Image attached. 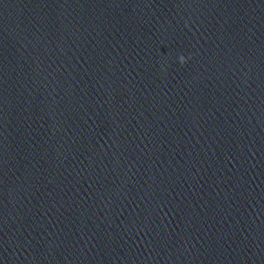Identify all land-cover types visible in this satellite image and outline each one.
Here are the masks:
<instances>
[{"label":"water","instance_id":"95a60500","mask_svg":"<svg viewBox=\"0 0 264 264\" xmlns=\"http://www.w3.org/2000/svg\"><path fill=\"white\" fill-rule=\"evenodd\" d=\"M0 264H264V0H0Z\"/></svg>","mask_w":264,"mask_h":264},{"label":"clouds","instance_id":"9594fccd","mask_svg":"<svg viewBox=\"0 0 264 264\" xmlns=\"http://www.w3.org/2000/svg\"><path fill=\"white\" fill-rule=\"evenodd\" d=\"M180 62H181V63H185V62H186V61H185V58H184L183 56L180 57Z\"/></svg>","mask_w":264,"mask_h":264}]
</instances>
